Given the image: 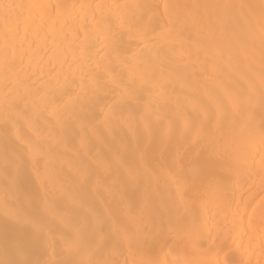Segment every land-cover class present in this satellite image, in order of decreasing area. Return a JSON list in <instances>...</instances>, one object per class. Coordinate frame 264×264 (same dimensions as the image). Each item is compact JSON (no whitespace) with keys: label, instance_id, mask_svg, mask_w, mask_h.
<instances>
[{"label":"bare ground","instance_id":"6f19581e","mask_svg":"<svg viewBox=\"0 0 264 264\" xmlns=\"http://www.w3.org/2000/svg\"><path fill=\"white\" fill-rule=\"evenodd\" d=\"M15 260L264 264V0H0Z\"/></svg>","mask_w":264,"mask_h":264},{"label":"snow or ice","instance_id":"6c2138e0","mask_svg":"<svg viewBox=\"0 0 264 264\" xmlns=\"http://www.w3.org/2000/svg\"><path fill=\"white\" fill-rule=\"evenodd\" d=\"M8 157L6 156V159ZM75 176L76 178H78L81 182H84L87 180V174L85 172H82L80 170H77L75 172ZM61 220L63 219L62 217L60 218ZM101 223V221L99 220V218L96 219L95 223L92 225H88V221L87 218L85 219V225L86 226H90V227H95L97 225H99ZM77 235H79V229H77ZM0 264H32L31 261H27V260H15V261H0Z\"/></svg>","mask_w":264,"mask_h":264}]
</instances>
